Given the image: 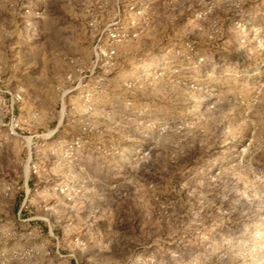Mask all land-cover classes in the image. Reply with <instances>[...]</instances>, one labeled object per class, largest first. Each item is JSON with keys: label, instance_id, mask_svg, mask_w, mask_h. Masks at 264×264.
Instances as JSON below:
<instances>
[{"label": "rangeland", "instance_id": "rangeland-1", "mask_svg": "<svg viewBox=\"0 0 264 264\" xmlns=\"http://www.w3.org/2000/svg\"><path fill=\"white\" fill-rule=\"evenodd\" d=\"M0 264H264V0H0Z\"/></svg>", "mask_w": 264, "mask_h": 264}]
</instances>
